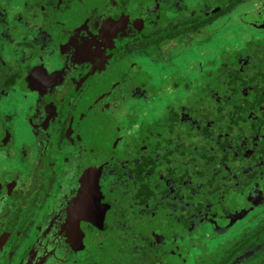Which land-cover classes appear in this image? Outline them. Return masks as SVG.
I'll list each match as a JSON object with an SVG mask.
<instances>
[{
  "label": "flooded vegetation",
  "instance_id": "obj_1",
  "mask_svg": "<svg viewBox=\"0 0 264 264\" xmlns=\"http://www.w3.org/2000/svg\"><path fill=\"white\" fill-rule=\"evenodd\" d=\"M226 3L0 0V264H186L190 250L191 264H264V129L240 120L199 147L180 138L170 165L186 175L158 187L156 164L152 197L135 193L146 120L127 107L147 87L130 58ZM258 110L246 117L264 120ZM203 224L233 236L210 252Z\"/></svg>",
  "mask_w": 264,
  "mask_h": 264
},
{
  "label": "trees",
  "instance_id": "obj_2",
  "mask_svg": "<svg viewBox=\"0 0 264 264\" xmlns=\"http://www.w3.org/2000/svg\"><path fill=\"white\" fill-rule=\"evenodd\" d=\"M244 1L246 0H227L226 6H222L213 17L169 25L159 29L157 36L150 39L151 42L148 43L151 44L150 47L158 50V53L152 51L150 59L158 62V74L161 77H158V112L149 120L147 117L146 128L142 127L146 168L143 169L144 175L138 170L137 177L141 176L145 179L136 186L137 197L141 196L140 198L144 199L152 197L153 192L150 190L152 183H149V179L155 177L156 164L158 187L167 177L186 175V166H177L175 163L170 165L174 160L168 150H173V143L178 146L180 145L178 142L186 140L191 145L199 147L202 141L209 140L211 129L216 127L215 130L221 133L222 125L230 129L240 128L238 125L241 122L250 124L252 134H259L261 128L264 129L263 119L258 117L252 122L246 117L248 112L260 114L258 109L264 106V39H247L240 48H230L219 41V48L213 49L216 51L215 57L205 64L181 71L178 60L176 64L179 69L173 71L168 67L170 66L168 62L170 60L173 62L177 54L176 50L175 52L172 50L175 45L182 44L190 48L203 44V41L210 36L207 32L210 33L209 28L212 25L206 28L207 24ZM242 22L245 28L255 27L254 23L248 20ZM186 34H191V37L185 43H180L182 36ZM172 40H175L172 49L159 52L162 46ZM192 70L197 71L192 74ZM143 75L147 87L144 94L148 96L155 90L154 82H151L153 78L147 73ZM147 133L152 135L148 136ZM206 145L204 143L200 148H205ZM190 158L193 159L195 156L192 155ZM175 170L180 173L176 175Z\"/></svg>",
  "mask_w": 264,
  "mask_h": 264
},
{
  "label": "rangeland",
  "instance_id": "obj_3",
  "mask_svg": "<svg viewBox=\"0 0 264 264\" xmlns=\"http://www.w3.org/2000/svg\"><path fill=\"white\" fill-rule=\"evenodd\" d=\"M252 1V3L250 1H245L243 2L244 4L235 5L229 12L218 17L209 28L210 33L208 31L207 34H209L210 36L203 41V44L200 43L198 46H191L190 48L189 46L187 48L182 44H177V46L175 45L174 49H172L173 45L175 44V40H172L162 46L159 52L169 51L170 49H172L173 52H175V50L177 52L173 62H171V60L168 62L170 63V66H168L169 69L173 71L179 69L178 65L176 64L178 60V63L181 66V71H183V69L187 70L190 67H198L199 64H205L206 61L211 60L213 57H215L216 51H214L213 49L219 48V41L223 42L224 45H227L230 48H240L243 45L244 41L247 39H264V9L262 8V5L264 6V0ZM251 9H258V11H262V14H260L259 12H250ZM243 17L246 18V20H248L249 22H252L254 24L256 23V27L245 28L244 23L242 22ZM190 37L191 34L182 36L180 43H185V41H188ZM133 61L136 63H140V65L144 67L143 69L145 73H147L149 77L151 76L153 78V81L151 82H154L153 85L155 87V90H153L146 98H142L141 96L133 97L129 101V107H127L129 117L132 118V121H145L147 117L149 119L151 116H154V114L158 112V77H161V75L158 74V62L156 63L155 61H151L147 57H139L134 55L130 58V62ZM197 70H192V74H194V72H196ZM183 75L185 74L183 73ZM111 78H108L107 80L111 81ZM19 125H21V123ZM22 131L21 128H18V135H24ZM95 135L98 137V134ZM11 162L13 163L11 165L16 164L14 159L12 161H9V163ZM243 223L244 221H239L238 226L242 225ZM208 227L209 226H207L206 224H203L202 232H205L204 243L206 244L207 249H210V252L212 251V244L216 245L220 242H225L233 236V231L231 230L229 232L227 231V233H224V235L220 234L217 235V237H215L214 239H210L208 237L210 235L209 229H206ZM234 232H236V228L234 229ZM167 247H173V245L168 244L166 245V248ZM195 254L196 250H190L189 255H187L186 264H191V259L193 257L195 259H200V257L196 256ZM200 256L204 257L203 255Z\"/></svg>",
  "mask_w": 264,
  "mask_h": 264
}]
</instances>
